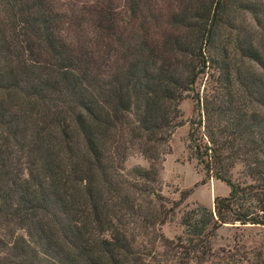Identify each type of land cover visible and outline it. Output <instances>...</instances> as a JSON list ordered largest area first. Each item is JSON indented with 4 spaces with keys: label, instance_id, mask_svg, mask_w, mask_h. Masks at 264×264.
Returning <instances> with one entry per match:
<instances>
[{
    "label": "trees",
    "instance_id": "obj_1",
    "mask_svg": "<svg viewBox=\"0 0 264 264\" xmlns=\"http://www.w3.org/2000/svg\"><path fill=\"white\" fill-rule=\"evenodd\" d=\"M88 6L0 0V264H261L212 241L228 224L264 228L262 1ZM86 16L87 41L64 38ZM185 123L202 183L229 188L213 209L157 189ZM133 155L147 167H127Z\"/></svg>",
    "mask_w": 264,
    "mask_h": 264
},
{
    "label": "rangeland",
    "instance_id": "obj_2",
    "mask_svg": "<svg viewBox=\"0 0 264 264\" xmlns=\"http://www.w3.org/2000/svg\"><path fill=\"white\" fill-rule=\"evenodd\" d=\"M92 0H58L62 9H70L79 14L82 7L87 9ZM264 4V0H261ZM122 3L119 2V5ZM76 13V14H77ZM76 18V17H75ZM80 20V19H79ZM85 17L83 21H72L71 25H65L63 36L68 41L83 40L86 42L90 37V25ZM180 109L183 113V119L189 120L193 114V101L190 98L184 99L180 104ZM188 130L189 124L176 128L171 136L169 145L171 151L165 155L160 171L159 184L157 189L169 201L179 199V192L190 190V195L184 204L193 205L195 203L213 209V200L217 196H227L229 188L226 184L209 179L202 183L203 173L196 167L195 161L191 160L188 151ZM127 167L140 165L147 167V162L139 155H133L126 163ZM179 215L175 220L168 222L161 227L165 237L173 238L180 233L178 225ZM240 239L241 241L239 242ZM214 250H218L221 254L228 256L237 255L249 256L252 258L258 251L262 252L259 259L261 264H264V228L262 227H246L237 229L233 225L228 224L222 226L216 237L212 241ZM158 250L161 249L159 244ZM223 250V251H222ZM254 253L253 255L251 253ZM248 253V254H247ZM256 262V259H253ZM237 264H250L248 262H237Z\"/></svg>",
    "mask_w": 264,
    "mask_h": 264
}]
</instances>
